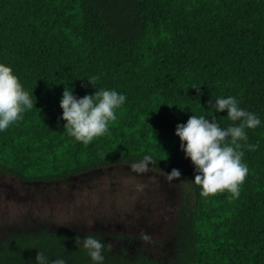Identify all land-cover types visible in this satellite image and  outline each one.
I'll use <instances>...</instances> for the list:
<instances>
[{
    "label": "trees",
    "instance_id": "obj_1",
    "mask_svg": "<svg viewBox=\"0 0 264 264\" xmlns=\"http://www.w3.org/2000/svg\"><path fill=\"white\" fill-rule=\"evenodd\" d=\"M0 64L35 104L0 130V175L64 182L151 155L149 169L181 172L176 249L166 264H264V0H0ZM65 87L77 98L114 90L126 100L106 133L85 145L64 128ZM229 96L260 120L237 141L248 174L238 198L203 197L176 125L195 115L238 126L209 105ZM224 143L235 147L230 137ZM83 237L11 235L0 241V264H36L38 251L48 264H95ZM103 255V264H163L143 253Z\"/></svg>",
    "mask_w": 264,
    "mask_h": 264
},
{
    "label": "rangeland",
    "instance_id": "obj_2",
    "mask_svg": "<svg viewBox=\"0 0 264 264\" xmlns=\"http://www.w3.org/2000/svg\"><path fill=\"white\" fill-rule=\"evenodd\" d=\"M121 164L79 174L64 182L22 183L0 175V241L43 231L99 235L110 254L137 253L166 264L176 249L179 185L149 169ZM146 232L154 243L140 239Z\"/></svg>",
    "mask_w": 264,
    "mask_h": 264
},
{
    "label": "clouds",
    "instance_id": "obj_3",
    "mask_svg": "<svg viewBox=\"0 0 264 264\" xmlns=\"http://www.w3.org/2000/svg\"><path fill=\"white\" fill-rule=\"evenodd\" d=\"M95 77L87 81L95 85ZM197 91L199 88H196ZM126 100L124 95L114 90H98L93 95H85L77 98L71 88L65 87L60 107L63 110L62 117L66 124L64 128L76 141L85 145L95 137L103 136L108 130L110 121L117 117L115 109ZM209 105L217 112L227 111L231 121H239L238 126H229L222 129L215 118L197 117L192 115L186 124H177L175 135L180 138V148L195 166L194 183L202 187L201 196H214L218 192L228 191L233 197L238 198L240 185L243 184L248 168L241 162L244 155L240 149L243 145L237 141H247L245 128L254 129L260 124L259 118L247 110L241 109L235 97L217 98L215 103ZM35 106L28 92H26L13 74L9 66L0 64V130L8 128L10 124L20 118L25 109ZM226 137L231 138L228 146ZM223 145V146H222ZM249 150H255L257 145H247ZM156 165L157 161L151 155H145L142 160L133 163L131 171L144 174L149 171L148 165ZM181 172L173 168L166 173V180H180ZM140 239L148 244L154 243L152 237L146 232L140 233ZM83 248L95 264H103L105 251L111 252L113 244L104 242L93 235L83 237ZM36 264H48L43 252L38 251ZM52 264H66L62 258L52 261Z\"/></svg>",
    "mask_w": 264,
    "mask_h": 264
}]
</instances>
